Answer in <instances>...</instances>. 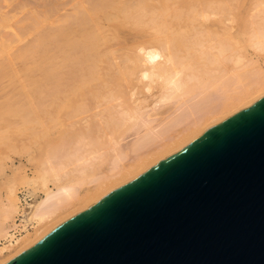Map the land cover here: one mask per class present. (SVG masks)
I'll use <instances>...</instances> for the list:
<instances>
[{
    "label": "bare ground",
    "instance_id": "obj_1",
    "mask_svg": "<svg viewBox=\"0 0 264 264\" xmlns=\"http://www.w3.org/2000/svg\"><path fill=\"white\" fill-rule=\"evenodd\" d=\"M241 7L242 0L80 3L81 19H89V35L82 39L86 50L79 57L89 90L67 92L65 102L52 96L49 105L38 104L47 102L46 94L0 101V150L17 151L20 141L42 139L55 120L66 117L64 105L83 108V100L89 104V123L82 120L89 125V141L78 133L48 166H35L33 177L21 160H12L14 184L0 196V264L264 98V3L244 6L242 17ZM5 19L0 18V79L18 78L26 96L31 84L18 64L29 59L42 78L52 67L40 65V58L51 64L52 57L37 46L26 57L22 49L14 53L6 31L10 18ZM20 32L13 31L16 40ZM20 185L27 190L19 192Z\"/></svg>",
    "mask_w": 264,
    "mask_h": 264
},
{
    "label": "water",
    "instance_id": "obj_2",
    "mask_svg": "<svg viewBox=\"0 0 264 264\" xmlns=\"http://www.w3.org/2000/svg\"><path fill=\"white\" fill-rule=\"evenodd\" d=\"M8 264H264V98Z\"/></svg>",
    "mask_w": 264,
    "mask_h": 264
},
{
    "label": "rangeland",
    "instance_id": "obj_3",
    "mask_svg": "<svg viewBox=\"0 0 264 264\" xmlns=\"http://www.w3.org/2000/svg\"><path fill=\"white\" fill-rule=\"evenodd\" d=\"M83 1L87 4V7H89V2H94L96 0H0V18L5 19L8 17L11 20H8L6 23L7 27H12V29L7 28L6 31L12 38V51L14 53H17L19 49H22L24 50V52L26 51L25 53H23V56L26 57L27 55H30L31 51L33 52V50H36V48L38 47L39 49L46 50L47 53L52 57L51 64H48L45 58H40V65H51L52 67L44 74V76H42V78L40 77L41 73H39L40 68L36 70L37 66L35 65V63L33 64V62H30L29 59L26 58L22 59L21 63H19L18 65L22 68L23 74H26L27 78H29L26 79V81L31 84L27 89L28 91L26 93V96H24L25 93L22 92L23 90L18 87L20 84L19 81L21 80H18V78L9 79L7 77L5 79H0V101L4 100L9 95L11 97H16L19 99L21 97L26 98L27 96L33 97L46 94L49 98L47 99V102L38 104L49 105L53 102L52 99L54 98L55 100H63V97L66 98L65 95L67 92H69L67 94H80L89 90V83L85 84V81H89L88 71L85 66L82 67L83 64L79 63V57L83 54L84 50H86V42L82 41V39L86 38L89 35V19H86L85 16L84 19L86 20H84L83 17L81 19V16L84 14L80 12L82 14L81 15L78 11L80 3ZM258 1L264 3V0ZM255 4H257V0H242V7L241 10H239V14L241 15L240 17H242V13L247 10V7L244 6L251 5V7L254 8ZM33 8L36 10H33ZM74 11L77 12L75 13ZM2 12H5V15H2ZM12 16H16V20L13 21V19L11 18ZM76 16L80 19L77 20ZM65 19L66 22L68 20V23L66 24L64 22ZM70 20L73 23H71ZM240 25L241 30L239 29ZM240 25L237 24V29L236 27L234 29L236 34H240L242 32V23ZM15 29L21 31V40H16V38H14L13 31ZM237 30H240L239 33H237ZM238 38L240 39V36H238ZM140 41L143 42L144 40L138 39V42ZM239 43L241 42L239 41ZM47 44L49 47L47 46ZM55 44L56 46L54 47ZM64 44H66V47H64V49H60V47ZM35 46L37 47L35 48ZM48 48H50V50H48ZM250 54H252L251 51ZM65 77L67 78L65 79ZM66 81H68L69 84H67ZM83 83L85 85H83ZM40 90L44 91L41 92ZM63 92L65 93L62 94ZM58 95H60L61 97ZM52 96L54 98H52ZM63 101L65 102V99ZM63 101L61 103H64ZM83 102H85V106H83V108L79 106L74 108V106H71L69 103H67V109L64 103L63 105L65 109L63 110L67 111L63 112L64 115L66 114V117L64 116L61 117L62 119L55 120V122H53L54 124L50 127L51 130H47L46 132H44V134L42 135V139L40 137L33 143L20 141L19 143H17V151L8 150L5 148L0 150V196L5 191L6 187L14 184V182L11 180V176L15 173V170L11 165L13 159H16V161L18 159L21 160L25 166L24 170L26 174L29 177H33L35 166H48L49 163L53 162L55 153L60 155L61 152H63L65 149H68V146H71L77 140V138L80 137L78 133H83V137H81L80 140L82 139L83 141L86 139L89 141V131H86L87 129L89 130V125L86 124L87 121L89 123V104L87 103V101L83 100ZM54 103L56 104L57 101ZM58 103L60 104V102ZM86 104L88 106H86ZM77 113L79 114V116ZM70 116L72 118H70ZM65 118L66 122L64 120ZM84 118H87V121L84 120L85 122H83L82 120ZM84 123L88 126H85ZM17 165L20 164L17 163ZM27 188V186L20 185L19 192H24L27 190Z\"/></svg>",
    "mask_w": 264,
    "mask_h": 264
},
{
    "label": "built area",
    "instance_id": "obj_4",
    "mask_svg": "<svg viewBox=\"0 0 264 264\" xmlns=\"http://www.w3.org/2000/svg\"><path fill=\"white\" fill-rule=\"evenodd\" d=\"M21 196L23 197L24 196V194L23 193H21ZM19 221H20V219H18ZM18 230H20V227L18 228ZM18 233V232H17Z\"/></svg>",
    "mask_w": 264,
    "mask_h": 264
}]
</instances>
